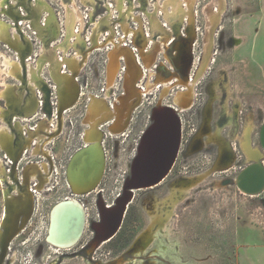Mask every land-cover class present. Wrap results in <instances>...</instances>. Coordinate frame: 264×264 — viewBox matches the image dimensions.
Masks as SVG:
<instances>
[{"label":"rangeland","instance_id":"1","mask_svg":"<svg viewBox=\"0 0 264 264\" xmlns=\"http://www.w3.org/2000/svg\"><path fill=\"white\" fill-rule=\"evenodd\" d=\"M44 1L55 18L54 26L43 34L46 39L39 37L36 32L40 33L45 27L49 11L43 12L40 23L29 16L25 17L28 12L24 7L21 6L19 11L24 15L18 21L21 28L19 36L23 40L25 36L31 38L34 45L32 59L28 60L29 67L37 66L45 48V40L50 41L49 46L57 47L59 58L67 56L82 60L87 51L89 55L85 66L76 76L81 96L63 109L60 107L58 86L47 72L49 69L42 73L43 79L38 90V117L48 115L45 120L48 119L49 124L51 118L57 124L58 120L60 125L63 121L65 123L50 145L58 171L55 178L49 181L51 183L45 182L42 188L34 186L33 181V211L19 235L8 240L3 264H239L240 250L244 247L242 244L246 247L264 244V190L258 194H247L236 184L238 174L258 159L255 155L257 149L264 151L260 141V129L264 124V92L258 91L257 86L249 84L247 77L242 75L241 67L245 63L239 55L241 46H237L236 50L233 48V45H237L234 35L241 32L243 23L256 12L257 0H225V10L214 29L215 43L210 67H215L208 69L200 80L202 83L196 86L200 88L202 85V89H195L196 97L202 99L197 101L194 109L178 112L182 137L176 160L160 182L131 191L121 224L109 239L101 237L98 231V227L104 224L100 205H114L125 193V184L131 177V164L143 133L152 122V109L157 104L165 105L166 99L163 97L169 92H164L170 84L162 79L166 76L162 71L163 66L153 68L155 76L152 71L149 72L151 66L156 59L158 62L164 61L160 53L163 51L161 46L167 44L174 34L183 32V39L174 44L175 57L170 58L166 53L165 56L179 67L176 63V45L181 42L186 46L188 40H194L193 45L189 44L188 61L194 65L192 68L195 72L205 56L208 11L210 7L216 10L218 2L195 0L191 17L183 14L182 18L174 20V7L180 2L187 7L188 0ZM167 2H170L167 7L170 15L164 10ZM2 11V20L10 24L11 19ZM104 17H109L108 22L97 28V23ZM96 30H99L97 39L101 43L94 46ZM134 31L137 32L136 37ZM168 32L170 35L166 36ZM110 38L113 40L109 41ZM158 40L160 42L156 43ZM150 41L153 48L148 49ZM115 42L135 50L139 63L147 70L140 86L149 81L146 90L138 86L142 90V100L126 130L114 134L111 121L101 125L105 134L102 142L106 167L100 184L91 193L73 195L66 176L67 163L71 155L85 144L82 136L89 127L88 93L102 95L103 88L107 86L110 52ZM67 44L68 48L64 49L63 46ZM142 48L148 52L154 48L158 51L151 69L146 67ZM0 51L15 61L19 60L16 51L9 49L5 43L0 42ZM121 66L116 84L114 82L115 87L113 85L110 90L111 93L114 88L110 99L108 94L110 104L122 92V81L127 71H124V62ZM170 67L173 70V66ZM62 70L66 74L72 73L66 64ZM8 82L19 83L12 79H8ZM149 83L154 85L151 90H147ZM161 83L165 86H161ZM2 89L0 87V92ZM47 90L49 97L46 95ZM200 91L203 94L197 96ZM150 92L153 94L150 95ZM150 96L154 98L148 99ZM0 106L5 107L6 102L0 100ZM38 113L27 117V122L23 118L18 121L35 127L34 118ZM34 144H37L36 141ZM34 146L30 149L32 157L33 151L40 145ZM25 153L17 166L20 181L24 163L32 159L28 156L23 162ZM0 155H3L2 151ZM259 159L264 164V158ZM6 164L8 170L14 166L8 161ZM1 182L0 178V216L5 205H8L5 193L7 196L17 193L9 183ZM35 182L38 184V181ZM67 196L74 197L82 205L85 225L77 244L60 248L48 241L50 216L52 207Z\"/></svg>","mask_w":264,"mask_h":264},{"label":"bare ground","instance_id":"2","mask_svg":"<svg viewBox=\"0 0 264 264\" xmlns=\"http://www.w3.org/2000/svg\"><path fill=\"white\" fill-rule=\"evenodd\" d=\"M20 1L22 3L18 5L12 4L10 0H0V42L5 43L9 49L11 48L15 50L17 55L19 56V60L15 61L8 54L0 51V87L3 88L0 92V100L6 102L5 107L0 106V119L2 120V125L0 126V151H2L3 154L5 153V155H0V178L2 182L5 181L9 183L10 186L17 191L16 194L11 193V195L8 196L5 193V199L8 205H5L0 216V248H2V253L0 255V264H3V260L5 259L7 253L6 245L8 240H12L17 235H19L23 227H25V225L27 224V220L29 219L33 211V200L35 198V193L33 191V181L35 182L37 180H40L41 185L37 186L39 188H42L45 182L47 183L51 180L50 173H47L46 169L45 171L36 163H30L23 170L24 173L20 181L19 172H17L18 158H20V156L27 149L33 147L35 145V141L36 143L38 142L39 145L41 144V147L45 145L42 139L46 137V133H44L43 130L49 129V126L47 125L49 123H47L46 125L40 124L38 128L32 130L25 123L23 124L22 122H17L16 117L22 114V116L27 118L34 114V112L38 109L40 102L37 98V94L41 86L40 80H42V70L46 67H49L51 76L57 83L60 95L66 93L67 97L71 98L69 92L70 88L75 85V76L82 70V67L86 62L87 55H89V52L87 51L84 54L82 60H77L78 58L76 59L75 57L67 56L64 58H59V56L57 55V47L49 46L50 41L45 40V48L42 51V57H40L41 59L39 60L37 66L29 67L30 63L28 60L32 59L31 56L34 53V45L31 38L25 36L26 39L23 40L21 35L19 36L18 31L21 28L18 26V21L24 18L23 14L19 12L21 6L28 10V16L33 19V21L35 20L38 22L41 16H43V12L49 11V17L46 19L45 27H42L40 33L36 32L41 38L46 39L43 34L45 33L46 29H51V27L54 26L55 18L54 14H51L49 10L50 7H48L44 0ZM194 1L195 0H188L187 7H184L181 2L177 5V7H174L175 10L172 16L173 19L175 20L177 18H182L183 14L191 17ZM215 1L218 2V8H216V10H213L210 7L208 11L209 17L207 18L209 22H207L209 24L205 43L206 54H210L211 52L210 45H212L213 43L214 29L225 10V0ZM170 2H167L165 4V7L163 6L167 15L171 14L167 9ZM1 9L3 10L2 13L7 15L11 19L10 24L2 20ZM108 19L109 17H104L103 19H101L99 23H97V28H101L100 26L107 23ZM126 25L127 24H125V27ZM69 26L71 27V24ZM13 29L14 31H12ZM95 33L96 36H93L94 46H96L97 43H101L97 39L99 30H96ZM169 33L170 32L166 33V36H169ZM134 34L137 36L136 31H134ZM112 40V38L109 39V41ZM188 42L190 45L192 44V41L188 40ZM189 44L183 46L180 42L176 45V48L178 49L176 50L178 55V58H176V63L178 65L180 63V66L185 65V74L190 64V61H188V59L191 46H189ZM68 46L69 44L64 45L63 48L67 49ZM141 51L146 67L150 68V66L155 61L156 54L158 52L157 49L154 48V50L148 52L149 50L147 51L146 49L142 48ZM208 58L209 57H207V60ZM135 59L136 55L133 49H128L122 44L115 42V47L110 52V62L108 66V93H110V90L112 88V82H114L113 80L116 76H118L117 73L119 65L122 62L126 64V70L128 71L125 81V92L123 93V95H121L122 97L116 98V104H114V108H111L108 106V104H106L108 103L105 102V100H108L106 99L107 97H105V99L97 97L95 95L91 97L89 114L87 117L89 128L86 132V137H84L87 143H89L86 147L87 152L86 154L82 155L81 163L74 162L76 160L73 159L74 161L69 166V178L71 182L70 185L76 192V194L85 193L76 190L79 187L82 188L83 181L84 183H89L92 180L94 181L97 177L98 168L101 164V156L99 152L101 148L98 150L96 146L91 143L96 136H101V130L99 127L100 122L104 121L103 118H112L114 124L111 127L112 132L114 134L120 133L125 129L127 125L129 117L131 116V110L136 105H138L137 103L139 102L140 98H142V90L139 89L137 80L143 75L144 70L141 66L139 67L140 64H138V62H136L137 59ZM64 64L70 66L73 74L68 75L62 71V67ZM25 66H27L26 69ZM8 79H12L15 82L17 81L19 83H9ZM179 80L180 82L184 83L186 88L190 91L185 90L180 92L176 96L175 102L181 107V109L186 110L189 108L192 102V97L194 95L193 89L197 79L189 81V79H187L186 77V79L184 80L180 78ZM153 86L154 85H152V83L149 84L147 90H151ZM169 87L170 85H167L165 87V93L168 92ZM135 97L138 99L137 102L135 100ZM66 103L68 102L66 101ZM169 110H172V108L166 105H160L155 109L154 114L157 117V125L153 130H151L150 136L147 139V152H150L149 150H151V153L155 152V144L159 141L163 142L166 138L167 132L170 138L171 135L174 134L173 128L176 125V121L173 120L169 115ZM13 118L16 119L13 120ZM172 121L174 124L173 128L169 125L170 123H172ZM260 141L264 149V124L260 129ZM172 142H174V140H172ZM38 149L37 151L39 152ZM45 154L47 153L45 152ZM255 155L258 159H255L254 161L252 160L253 162H251L248 167H246V169L253 165L262 166L263 163L259 158L261 156H264V151L262 149H257ZM7 160H10L9 162H12L15 167H12L10 170H8L6 167ZM80 164H82V166L84 165V169H81ZM154 168L156 169V167ZM145 170L146 166H144V164L140 162L138 166L134 168V178H141L144 175L143 173ZM236 182L237 185H239V183L241 182L238 177L236 179ZM125 191L126 192L117 199L118 203L121 205V209H124L127 203V198H129V196H127L129 191ZM90 192L91 191H88L86 193ZM104 205L103 203H101L100 206L102 207L103 211H106L108 213H114L117 210L116 204L107 207ZM84 211L85 210L83 209L82 205L74 197H70L68 200L58 202L56 205H54L52 207V213L50 216L51 220L48 233V241L60 248H68L76 244L83 233V228L85 225ZM103 222L104 224L98 227V231L100 235L105 238L107 234H109L114 228V223L111 226L110 224L112 223H110L107 219H103Z\"/></svg>","mask_w":264,"mask_h":264},{"label":"flooded vegetation","instance_id":"3","mask_svg":"<svg viewBox=\"0 0 264 264\" xmlns=\"http://www.w3.org/2000/svg\"><path fill=\"white\" fill-rule=\"evenodd\" d=\"M26 11L28 12V10L26 9ZM23 17H24V15H23ZM25 17H28V15H25ZM36 22V21H35ZM39 23H40V20H39ZM19 24V23H18ZM24 24H25V22H24ZM183 35H184V33L182 32V34H180V35H177V34H174L173 36H171L169 39H168V41H167V44H165V45H162L161 47L163 48V51H161L160 53L163 55V57H164V61H162V62H158V60L156 59V62L153 64V66L149 69L150 71L149 72H155L154 70H153V68H162V66H163V68H162V71L163 72H165L166 73V76L165 77H163L162 79H166L167 80V83L168 84H170V87H169V89H168V93L163 97V99H166V103L164 102V104L165 105H167L168 107H170V108H172V110L177 114V116L179 117V114H178V112H182V111H185V109H181V107L175 102V98H176V96L180 93V92H182V91H190V90H188L187 88H186V86L184 85V83H182V82H180V80H179V78L180 79H182V80H184V79H186V77H187V79H189V81H192L193 79H197L196 80V84H195V86H194V95H193V97H192V102H191V104H190V106H189V108L188 109H186V110H192V109H194V107L196 106V104L198 103L197 101L199 100V102L201 101V99L202 98H198V97H196V92H195V89L196 90H198V89H202V85H201V87L200 88H197L196 86L199 84V83H202L200 80L203 78V75H205V73L207 72V70L208 69H212L213 67H215L214 65H212L211 67H210V64H211V55H212V49H213V46H214V43H215V38L213 39V43H212V45H210V54H206V51H205V49H204V51H205V56H203L204 57V60H202L203 62H201L200 64H199V66H197L196 67V69H195V72H193V68L192 67H194V65L193 64H189V67H188V69H187V71H186V74H185V65L184 66H180V63H179V67H176V65H175V63H172L169 59H167L166 58V56H165V53L171 58V57H175V53H174V44H175V41H178V40H181V39H183ZM196 35H197V33H196ZM176 37V38H173V37ZM215 36V35H214ZM135 37H136V35H135ZM160 37H161V34H160ZM159 37V38H160ZM189 37V36H188ZM196 37V36H195ZM151 39H153V37L151 38ZM188 39V38H187ZM187 39H184V40H187ZM154 40V39H153ZM160 40H161V38H160ZM160 40H158V41H155L156 43H158V42H160ZM192 42H194V40L192 41ZM180 43V42H179ZM193 45V44H192ZM149 46V47H148ZM152 46V47H151ZM126 47V46H125ZM127 48V47H126ZM129 48H131V47H129ZM128 48V49H129ZM147 48L148 49H151V48H153V45L151 44V41L149 42V44L147 45ZM178 50V49H177ZM204 51H203V53H204ZM170 52H172V53H170ZM159 54V53H158ZM33 55V54H32ZM204 55V54H203ZM32 57V56H31ZM207 57H209L208 58V60H207ZM157 58H158V56H157ZM136 59H137V56H136ZM135 59V60H136ZM215 61V60H214ZM136 62H138V64H140L139 63V61H138V59L136 60ZM86 63V62H85ZM122 64V63H121ZM121 64L119 65V69H118V73H117V75L119 74V70H121L122 69V66H121ZM137 64V65H138ZM170 65H172L173 66V70H171V67H170ZM84 66H85V64H84ZM83 66V67H84ZM109 66V65H108ZM141 66V64L139 65V67ZM82 67V68H83ZM123 67H124V65H123ZM142 67V66H141ZM45 68V67H44ZM47 69H49V67H46ZM45 68V69H46ZM45 69H43L42 71H44ZM143 69H144V74L137 80V85L142 89V90H144L145 89V86L147 85V83H148V81L146 82V84L144 85V86H140V82H141V80L143 79V77L146 75V69H145V67L143 66ZM63 71V70H62ZM124 71H127L126 70V64H125V70ZM206 71V72H205ZM49 74H51L50 73V70L49 71H47ZM64 72V71H63ZM81 72V71H80ZM79 72V73H80ZM128 72V71H127ZM43 73V72H42ZM65 73V72H64ZM78 73V74H79ZM210 73V72H209ZM71 74H73V72L71 73ZM77 74V75H78ZM68 75H70V74H68ZM76 75V76H77ZM127 75V74H126ZM42 76H43V74H42ZM76 76H75V79H76ZM153 76H155V73H154V75ZM53 78V77H52ZM116 78H117V76L115 77V79L113 80L114 82H115V84H116ZM152 78V77H151ZM41 79H43V77L41 78ZM54 79V78H53ZM124 80L122 81V92L121 93H119V94H117L116 96H115V98L113 99V101L111 102V104H110V100H105V102H108V103H106V104H108V106L109 107H111V108H114L115 107V105L114 104H116V98H120V97H122L121 95H123V93L125 92L124 90H125V85H124V81H126L125 79L126 78H123ZM116 80V81H115ZM41 81V80H40ZM55 81V80H54ZM152 81H154L153 79H152ZM114 82H112V87H113V84H114ZM56 83V82H55ZM204 83V82H203ZM57 84V83H56ZM74 86L72 87V88H70V92H69V94H70V96H71V98H68L67 97V94L66 93H63L62 95H60V93H59V95H60V107H62V109H63V107H66L67 106V104L68 103H73V98H74V102L77 100V98H79L80 96H81V91H80V85H78V83H77V81L75 80V82H74ZM115 84H114V87H115ZM149 84H151V83H149ZM148 84V85H149ZM161 86H165L163 83H161ZM186 88V89H185ZM108 83H107V86L106 87H104L103 88V90H102V95H97V94H95V93H93V92H89L88 93V98H89V101H90V103H91V97L92 96H97V97H101V98H103V99H105V97H107L106 99H108ZM114 89V88H113ZM113 89H112V91H113ZM106 91H107V95H106ZM112 91H111V93H110V97H109V99L113 96V94H112ZM47 93H46V95L49 97V93H48V90L46 91ZM39 93V92H38ZM91 93H93V94H91ZM91 94V95H90ZM153 93H151L150 92V95H152ZM198 95L197 96H201V94H203V92H198L197 93ZM105 95V96H104ZM143 96H144V94H143ZM61 97H62V100H61ZM37 98H38V94H37ZM136 98V97H135ZM152 98H154V97H148V99H152ZM136 100V102L138 101V99L136 98L135 99ZM140 100H142V98H140ZM139 100V101H140ZM66 101L68 102V103H66ZM90 103L88 104L89 106H88V114H89V108H90ZM139 103V102H138ZM137 103V104H138ZM159 104H157L153 109H152V112H151V118H152V122L147 126V128H146V130L151 126V124L153 123V113L155 112V108L158 106ZM138 105H136L132 110H131V113H130V117H129V120H128V122H127V125H126V127H125V129L124 130H126L127 129V127L129 126V124H130V122H131V120H132V117H133V114H134V112H135V110H136V107H137ZM39 109H40V103H39V106H38V109L34 112V114H32V115H35V114H37L38 113V111H39ZM42 109V108H41ZM45 109V108H44ZM46 110V109H45ZM127 110H128V108H127ZM65 112V111H64ZM51 113V112H50ZM49 113V114H50ZM21 115V116H20ZM19 116H17L16 118H17V122H21V121H18L20 118H25L24 116H22V114H20ZM39 116V113H38V115L34 118L35 120H36V125H35V127H32L31 125H29V124H27L26 123V125H28L29 127H30V129L32 128H38L39 126H40V124H43V125H46L47 123H50L49 122V120L47 119V120H45V117L47 116V117H49L48 115H45L44 116V118L43 117H38ZM88 117V116H87ZM16 118H13V120H15ZM51 118V117H50ZM59 119H60V115H59ZM25 120V122H27L28 121V119L27 118H25L24 119ZM31 120H33V118L31 119ZM51 120H52V122H51V127H50V125L49 124H47L48 126H49V129H44L43 131H44V133H46V137L44 138V139H42L43 140V142H44V144L45 145H43V147H41V144H40V146L38 147V142H37V144L34 146V148H36V147H38V148H36L34 151H33V157H36V158H33L32 157V152L30 151V149H32L33 147H31V148H29V149H27L24 153V158H23V162L25 161V159L29 156V159L30 158H32L31 160H28L27 162H25L24 163V166L22 167V169H21V171L26 167V164L27 163H30L31 161V163H36L39 167H42V169H46L45 171L47 172V173H50V178H51V181L53 180V178H55V176H56V174H57V169H56V167H57V165H56V162H55V159H54V156H53V152H52V149H51V144L55 141V139L57 138V136H58V132H59V130H61V128H63L62 127V125L64 126V121H63V124H59V120H58V124H57V122L55 121V119H52L51 118ZM63 120H64V117H63ZM103 122L101 121L100 122V124H99V127H100V130H101V136L99 137V136H96L95 137V139L94 140H92L91 142V144H94L95 146H96V148L99 150L102 146H103V142H101L102 140H103V137L105 136V134H104V131L101 129V125H102V123H104L105 121H111V127L114 125L113 124V119L112 118H109V119H106V118H103ZM2 121V120H1ZM54 121H55V123H56V125L54 124ZM180 121V120H179ZM46 122V123H45ZM52 128V129H51ZM54 128H58V129H54ZM89 128V127H88ZM34 129V130H35ZM51 129V130H50ZM54 130V131H53ZM88 130V129H87ZM87 130H86V132H87ZM124 130H122L121 132H123ZM145 130V131H146ZM53 131V132H52ZM145 131H144V133H145ZM86 132H85V134H84V137H86ZM56 133V134H55ZM143 133V134H144ZM55 135V136H54ZM83 136H82V138H83V142L85 143L84 144V146L83 147H87L88 146V144L89 143H87V141L85 140V138H84ZM181 137H182V132H181ZM38 140V139H37ZM180 143H181V140H180ZM83 147H81V148H79L77 151H79L80 149H82ZM180 147V146H179ZM103 148H104V146H103ZM37 149L39 150V152L37 151ZM44 150V151H43ZM29 151V152H28ZM76 151V152H77ZM45 152L47 153V154H45ZM75 152V153H76ZM75 153L73 154V155H71V157L69 158V160H68V163H67V167H66V176H67V181H68V183L70 184L71 182H70V178H69V166H70V163H71V160L73 159V157H74V155H75ZM5 154V153H4ZM3 154V155H4ZM36 154V155H35ZM44 154V155H43ZM23 155V154H22ZM21 155V156H22ZM20 156V158H18V161H17V166H18V164H19V161H20V159L22 158ZM26 157V158H25ZM8 162L10 161V160H7ZM22 162V163H23ZM46 162V163H45ZM49 162V163H48ZM9 163H12V162H9ZM21 163V164H22ZM42 163V164H41ZM48 164V165H47ZM52 166H53V168H52ZM12 167H15V165L14 166H12ZM20 169V168H19ZM43 170V171H44ZM52 175V176H51ZM37 181H39L38 182V184H37V182H34V186H36V185H41V183H40V180H37ZM51 182H49L48 184H50ZM100 184V183H99ZM69 186H71V185H69ZM70 188H72V187H70ZM73 189V188H72ZM71 189V193L74 195V194H76V193H74L73 192V190ZM92 192V191H91ZM90 192V193H91ZM84 194H87V193H84ZM71 196H67L64 200H68L69 198H70ZM64 200H62V201H64ZM117 201V200H116ZM116 204V202L114 203V205ZM110 206H113V205H110ZM27 228V227H26ZM25 228V229H26ZM24 231V230H23ZM83 232H84V228H83ZM82 236V235H81ZM102 237V236H101ZM79 240H80V238H79ZM78 240V241H79ZM77 241V242H78ZM77 244V243H76ZM75 245V244H74ZM73 245V246H74ZM72 247V246H71Z\"/></svg>","mask_w":264,"mask_h":264},{"label":"water","instance_id":"4","mask_svg":"<svg viewBox=\"0 0 264 264\" xmlns=\"http://www.w3.org/2000/svg\"><path fill=\"white\" fill-rule=\"evenodd\" d=\"M169 115L173 120L176 121L175 126L173 124V121L172 123L169 124L172 128L174 126L173 128L174 134L171 135V138L173 139L169 137V134L167 132L165 140L163 142L159 141L158 143L155 144L154 147L155 152L151 153V150H149L150 152H147L148 149L147 139L150 136L151 130H153L157 125V117L155 116L154 113H153V123L142 136L141 142L139 144L138 152L131 164V177L128 179V181L125 184V190L129 191V192L127 191L128 192L127 196H129V198H127V204L130 201L131 191L133 189L151 187L157 184L158 182H160L163 178L167 176V174L171 170L176 160L180 146V139H181V124L179 121V117L173 110H169ZM172 140H174V142H172ZM86 152L87 151L85 147L77 151L73 157V159L76 161L72 159L71 163L73 161L81 163L82 155L86 154ZM99 152L101 156V164L98 168L97 177L95 178L94 181L92 180L89 183H84L83 181L82 188L79 187L76 189L79 192L86 193L88 191H93L101 182L106 167V154L103 146L101 147ZM260 158L263 159L264 156H261ZM140 162L143 163L144 166H146V170L143 173L144 177L142 176L141 178H134V168H136ZM80 165H81V169L82 168L84 169V165L83 166L82 164ZM154 167H156V169ZM246 167H248V165ZM246 167L244 168L245 170L243 169L237 176L241 181L239 185H237L238 188H241L247 194H258L262 192L264 190V164H262V166L253 165L247 169ZM73 192L76 193L74 190ZM127 204L126 206H128ZM120 206L121 205L118 203V201H116L117 210L114 213H108L106 211H103L102 209L103 219L109 220V222L112 223L110 224L111 226L114 223V228L111 230L109 234H107V236L105 237L106 239L111 238L121 224L122 216L126 209V206L124 207V209H121Z\"/></svg>","mask_w":264,"mask_h":264},{"label":"crops","instance_id":"5","mask_svg":"<svg viewBox=\"0 0 264 264\" xmlns=\"http://www.w3.org/2000/svg\"><path fill=\"white\" fill-rule=\"evenodd\" d=\"M10 1L21 4L20 0ZM256 6V12L243 23L241 32L234 35L237 45L233 48L236 50L237 46H241L239 55L245 63L241 67L242 75L247 77L249 84L256 85L258 91L264 92V0H257ZM242 246L239 264H264V244Z\"/></svg>","mask_w":264,"mask_h":264},{"label":"built area","instance_id":"6","mask_svg":"<svg viewBox=\"0 0 264 264\" xmlns=\"http://www.w3.org/2000/svg\"><path fill=\"white\" fill-rule=\"evenodd\" d=\"M135 51V50H134Z\"/></svg>","mask_w":264,"mask_h":264}]
</instances>
